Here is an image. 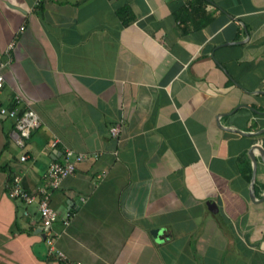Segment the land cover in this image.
<instances>
[{
    "label": "crops",
    "instance_id": "0c3cea01",
    "mask_svg": "<svg viewBox=\"0 0 264 264\" xmlns=\"http://www.w3.org/2000/svg\"><path fill=\"white\" fill-rule=\"evenodd\" d=\"M0 63V264H264V0H0Z\"/></svg>",
    "mask_w": 264,
    "mask_h": 264
},
{
    "label": "built area",
    "instance_id": "2783aa9c",
    "mask_svg": "<svg viewBox=\"0 0 264 264\" xmlns=\"http://www.w3.org/2000/svg\"><path fill=\"white\" fill-rule=\"evenodd\" d=\"M4 64L0 63V93L4 87L5 76L3 73ZM2 114L8 115L15 119L16 123V141L19 146H24L25 139L31 136L33 130L39 127L40 121L38 115L33 110H27L19 113L17 110H9L1 108ZM118 129H113L116 135ZM58 141H54L52 146H56ZM63 161H52L49 165L45 176V184L40 187L37 192H30L22 186V178L20 175H15L11 187L9 189V197L18 199L24 202L26 206H34L39 214L42 230L45 235V243L48 247L49 257L64 259L65 254L56 246L57 233L54 226L59 216L58 212L51 204L52 194L59 189L65 179L76 173L77 165L87 158V155L75 152L70 148H65L62 155ZM22 161L27 160V156L21 157ZM25 214L29 212L26 209ZM68 222L66 221V224Z\"/></svg>",
    "mask_w": 264,
    "mask_h": 264
},
{
    "label": "water",
    "instance_id": "95a60500",
    "mask_svg": "<svg viewBox=\"0 0 264 264\" xmlns=\"http://www.w3.org/2000/svg\"><path fill=\"white\" fill-rule=\"evenodd\" d=\"M253 192H254V191L252 190V197L254 196V195H253ZM158 232H159V230H158V229H155V230L152 232V234L155 235V234L158 233Z\"/></svg>",
    "mask_w": 264,
    "mask_h": 264
}]
</instances>
